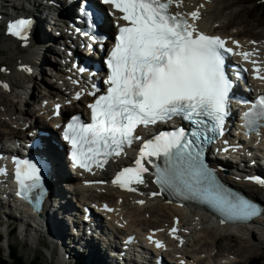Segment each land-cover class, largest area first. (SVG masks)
Wrapping results in <instances>:
<instances>
[{
	"label": "snow or ice",
	"instance_id": "6c2138e0",
	"mask_svg": "<svg viewBox=\"0 0 264 264\" xmlns=\"http://www.w3.org/2000/svg\"><path fill=\"white\" fill-rule=\"evenodd\" d=\"M103 3L119 12L118 19L124 24L119 26L107 60V92L88 105L91 123L73 116L64 130L75 164L88 171L91 164L103 167L108 157L119 156L126 144L131 145L139 125L147 126L171 114H183L198 126L211 121L207 131L222 129L230 91L220 52L225 49V42L199 32L185 15L170 10L173 4L179 7L182 0H103ZM188 15L192 20L199 19L198 11ZM29 28L30 21L20 19L8 25V32L26 39ZM241 55L247 60L251 53ZM254 71L256 78L264 80L259 68ZM257 108L256 114L264 117V96L253 106L254 110ZM252 114L245 113V117ZM151 157L164 158L163 168L153 164L156 182L162 187L173 188L180 194L186 191L199 195L230 216L250 219L259 214L255 204L215 183L199 153L193 150V141L185 138L182 129L161 133L145 142L135 167L124 168L112 183L136 191L130 185L144 183L142 174L148 171L144 161ZM148 163H152L151 159ZM16 165L17 195L27 199L32 190L42 187L39 169L27 160L16 161ZM0 174L6 175V169H0ZM250 179L264 185V180ZM155 244L163 247L160 241Z\"/></svg>",
	"mask_w": 264,
	"mask_h": 264
},
{
	"label": "bare ground",
	"instance_id": "6f19581e",
	"mask_svg": "<svg viewBox=\"0 0 264 264\" xmlns=\"http://www.w3.org/2000/svg\"><path fill=\"white\" fill-rule=\"evenodd\" d=\"M222 2V5L220 6L219 0H208L207 2H204V0H182V3H180V6L177 7L176 4H173V8L176 12L179 13H191L192 11H198L199 12V19L192 20L191 23L197 26L198 28L202 29L206 33L221 37L228 45L233 46L237 52L244 53V52H252L253 58L252 60H257L259 63H262L264 60V38L255 39L248 35H241L240 32L246 33L242 28H236L235 25L239 24V22L242 21L243 15L242 12L240 13V7H232L233 5L227 7L224 5V0H220ZM33 0H25V5H32ZM69 9V10H68ZM226 9L233 10L237 9L235 13H228L229 15H233L236 19L232 21H228L226 19L225 27L227 29H231V33L227 36L220 35L216 31L217 29H221V26H216V22L221 21L219 19V15L223 13ZM18 15L23 16L26 19H30L31 22V34H32V44L28 48V54L23 55H17L18 49L17 45L22 44L25 42H16L12 41L9 37H7L5 32L0 33L3 37L2 43L0 44L1 50H8L11 52V56L6 59L7 62H15L14 66L15 68H10L7 71V78H3L1 85L5 88L9 87L11 89L21 87L23 90L24 85L23 83H27V87L25 88V91L30 88L31 83V68H27L24 65V62H30L32 64V68L38 67L42 68L43 66L48 65L47 59L45 60L46 56H48V53L55 54L54 47L58 46V48H63L64 52L63 54L60 52L56 54V65H57V72L54 75H52L53 66L49 63L48 67L50 70V76L53 80V77L60 82L61 84L57 85L55 82L53 84L51 83L52 80H50L49 83H51L52 88L48 91L49 94H47L44 98H42L38 103L39 109L38 113H41L43 117L36 116L33 113V110L29 107L25 108L21 111V113H16L17 107L16 105H12L8 107V109L5 108V111L3 113H0V126H3L4 128L0 127V143L4 139H10L16 138L20 135L21 127H25L27 119L31 120V123L28 125L29 129L27 130H35V129H44L49 131L51 134H54V131H52L49 127L54 128L55 124L53 121H57V118H53L52 114L54 111V105L57 102H63L66 103L67 101H71L72 105L67 106L63 105L61 108V116L70 114L75 112L79 109L80 102L79 100H74V96L77 91L82 93V90L85 88V83L82 81H78L75 78H70V73H68L69 68L65 65L66 59L69 56V46L65 39L60 40L55 44V42H49L47 41V38L43 34L44 25L48 27L52 26L55 29L59 28V24L56 23V17H51L52 15H55L56 12L49 10L47 7L39 10L38 12L35 11V7H31L27 10H21ZM66 11L69 13L70 8H66ZM62 14V12H60ZM71 14L66 15L65 18H69ZM15 17V14L11 12V10L5 9L4 3H0V23L3 21H6L10 18ZM51 17V19H49ZM52 24V25H51ZM56 24V25H55ZM43 28V30H42ZM46 30V29H45ZM228 31V30H227ZM250 34V33H249ZM62 41V45L59 46V42ZM35 46H41L44 48L43 50ZM15 49V50H14ZM21 50V49H20ZM25 51V50H24ZM243 57V56H241ZM244 58H237V62H241ZM251 59V57H249ZM36 60H39L40 63ZM50 60V59H48ZM17 61V63H16ZM1 62V61H0ZM12 66V67H14ZM35 66V67H34ZM247 66V65H245ZM264 69V63L262 64ZM36 70V69H35ZM34 70V71H35ZM55 70V66H54ZM245 78L249 79V76L244 74ZM91 77V76H90ZM249 88L251 91L255 90H262L264 89V83L258 82V81H250L249 82ZM54 89V90H53ZM6 92V91H5ZM16 94V93H15ZM24 92H18L16 94V98L21 97L24 98ZM36 97V95H35ZM29 98H26L25 105H29L30 102ZM45 100V103L43 104V101ZM82 100H85L83 98ZM7 97H5L0 105H4L6 103ZM24 101V100H23ZM41 102V103H40ZM6 107V106H4ZM4 110V109H3ZM44 114H47L45 116ZM1 116L6 117V119H2ZM22 121V123H20ZM23 125V126H22ZM17 126H20V128H17ZM27 133V132H26ZM25 133V134H26ZM47 141V139H45ZM54 143L57 146H63L58 140H55ZM263 146V145H262ZM258 152H263L262 150L258 149ZM223 156H233L234 158H240L244 157V154L242 153V149H239L235 151L233 154H230L228 152H223ZM52 157L48 156L50 161L52 162V173H50V186L51 190L53 192L50 200H49V211L47 213L49 220H44L42 223H39L38 229H35V238L37 236L41 235L42 237H46V239L57 237L58 240H61L64 242L65 238L67 239L66 244L72 246L73 248H85L89 249V254L95 257H103L104 253L106 254L108 260L110 261V264H155L154 261H151L150 256L152 255L154 258L155 256L150 252L146 251L143 254L142 258H138L137 256L134 258V260L129 262H119L114 259V252L116 251V244L113 239V237L108 233L109 228H118L121 230L126 231V234L123 241L120 242V245H125V237L135 234L137 239H141L143 235L149 233L153 229H158L162 227L171 228L173 217H178V225L181 226V231L178 232L179 238L178 240H185V238L190 235L191 233H194L191 240V251H193V255L190 253L191 251H185L184 253H180L179 251L175 252V262L176 264H219L215 260L216 257H223V256H229V259L225 260V264H247L252 258L259 257L264 258V248L262 247H255V244L258 245H264V231H261L260 228H258L257 232L255 229L251 230H242L240 229V235H228V236H234L241 241L240 246L238 248L235 247V245H221L220 248L217 247L218 244L221 241V238L217 239L216 241V247L219 248L218 252L215 253L213 256L211 253L213 252L212 249L208 248L209 242L207 237H200L197 236L201 231L204 229V226H207L212 229H217L222 234L225 233L226 226H217V227H211L208 224L207 220H204V217L200 215L199 212L195 211L193 214L187 215L184 213L182 208H177L175 206H170L167 204H164L163 207L167 210H170L173 213L172 222L171 224L166 223L161 227L155 226L150 227L149 221L147 220V223H145V220L141 217V214L143 211L139 208H135L130 210L129 212H126L125 210V204H123V200L117 203H112V199L114 197H117V199L124 198L125 200L131 199V201L135 204H151L155 201H160L157 198H150L147 193H141V194H127L120 193L115 189L112 188H99L96 186L91 187H83V188H77L73 185V189L71 188V191H68L74 198H70L66 196L65 187L63 184H59L61 180L58 177H55L53 175V172L58 171V174H63L67 176V170L63 167V161L65 160L64 157H62V152L58 151V153L53 152ZM245 159V157H244ZM256 174H260L261 177L264 178V172L261 169V165L259 163H256L254 167ZM234 171H228V174L226 177L229 180H232L236 185H238L240 188L248 192L250 195L256 196L260 199L264 200V189L259 187V184L255 182V180L250 179L251 177V171L246 170V172L241 173L240 175H234ZM71 175V174H70ZM73 177V176H72ZM90 180V179H85ZM144 183L139 184V189L141 191H146L148 189V186L150 185L148 179L146 177H143ZM81 183V182H80ZM73 183L70 184L72 186ZM81 185V184H80ZM63 188V190H62ZM67 190V189H66ZM73 192V193H72ZM97 193L98 196H94V198L85 197L82 198V196H79L81 193L82 195L90 194L91 193ZM68 197V198H67ZM93 197V196H92ZM76 198L77 204L74 203V199ZM67 201V202H64ZM130 201V200H129ZM143 201V203H141ZM73 202V205H72ZM103 203H106V205L111 209L110 212L102 210ZM156 203V202H155ZM162 204V203H161ZM153 205V204H152ZM160 205V204H158ZM80 207L81 209V216L79 217L78 211L76 210V207ZM85 208L89 210L90 217L89 222L87 226L89 227V231L87 233L84 232L83 227L85 226L83 222V216L85 212ZM147 209L154 210L153 213H158V215H161L163 218L159 219L155 223L159 225V223L164 222V218L166 216L162 215L160 211H157L155 207H147ZM144 210V211H146ZM145 213V212H144ZM152 213V214H153ZM145 215V214H144ZM81 218V219H80ZM54 220H57L59 223L58 226L53 227L52 225ZM35 222V221H34ZM141 223L147 225L146 229H143L141 226ZM37 224V223H36ZM155 224V225H156ZM258 225L264 227V219L260 218V220L257 222ZM31 223H27V227L29 228V231L31 230ZM91 226H95L94 230H90ZM264 230V228H262ZM71 232L68 237H65L63 234L65 232ZM206 230V229H205ZM204 230V231H205ZM110 232V231H109ZM210 232V231H209ZM207 232V233H209ZM162 235L161 232H157L155 236ZM213 235V234H212ZM226 236V235H225ZM243 236H247V238H242ZM250 239V240H249ZM201 241H205L204 245L202 247H198L199 243ZM50 243V242H49ZM54 245V244H53ZM202 245V244H201ZM210 246V245H209ZM171 243H166L164 245V248L162 251H170ZM121 250V249H120ZM201 250H204L203 252ZM222 250H224L226 253L222 256ZM156 253H158V250H154ZM201 252V253H200ZM178 253H180L179 257L177 256ZM205 253V255L202 257V254ZM229 253V254H228ZM235 253V254H230ZM207 254V255H206ZM165 261V260H164ZM166 262V261H165ZM63 263V262H62Z\"/></svg>",
	"mask_w": 264,
	"mask_h": 264
},
{
	"label": "rangeland",
	"instance_id": "374dc122",
	"mask_svg": "<svg viewBox=\"0 0 264 264\" xmlns=\"http://www.w3.org/2000/svg\"><path fill=\"white\" fill-rule=\"evenodd\" d=\"M223 2H224L223 6L227 5V7H229V6L233 5L232 7H237V6L240 7V13L242 12L243 19L241 22H239V24H236L235 27L236 28H242L246 32V33L240 32L241 35L246 34V35H248L252 38H255V39H260L261 37L264 38V0H224ZM219 4H220V6L222 5V2L220 0H219ZM229 11H230L229 9H226L223 13H221L219 15V19L221 21H218V23L216 24V25L221 26V29H219L217 31L219 33H225L226 35H228L230 33V30L225 27L226 19L228 21H232V20L236 19L233 15L228 14V13H230ZM236 11H237V9H233L232 13H235ZM0 30H4V29L1 28ZM42 30H43V28H42ZM43 34L48 38L51 35L50 30H49V28H47L46 25L44 27ZM2 40H3V37L0 35V44L2 43L1 42ZM36 47L42 49L43 53L45 52L43 47L35 46L34 48H36ZM17 49H18L17 55L28 54L27 49H21L20 50L18 47H17ZM47 55L48 56H46L45 60L47 59V62H49L51 65H52V63L54 64V58L52 57V53L50 52ZM10 56H11V52H9L6 49H4V50L0 49V61H1L0 64L6 65L4 69H2V70L0 69V76L5 74V76L3 78H7V71L10 68H13L12 66H14V64H15V62H13V61L12 62L6 61V59L9 58ZM48 59H50V60H48ZM36 61H37V63L38 62L40 63L39 60H36ZM48 65L43 66L42 68H39V69H38V67L34 66L35 67L34 70L35 69L36 70L34 71L32 77H31V83L32 84L30 85V88L27 89L26 91H25V88L27 87L26 86L27 83H23V85H24L23 90L21 89V87L15 88L16 92H12V91L11 92H7V91L5 92L2 88H0V91H1L0 92V104L2 103V101L5 97H7V100H8V101H6V103H4V105H0V113H3L4 108L8 109V107H10L12 105H16V107H17L16 113H19V112L21 113V111L27 107L33 109L34 108L33 104L35 102L38 103L44 97L45 94H48V91L52 88V86H54V85H52L53 82H51L52 84L49 83L50 80H52V78L49 75L50 70H49ZM52 71L54 72L55 70L53 69ZM17 91L21 92V93L24 92L25 93L24 98H21V97L16 98ZM35 95H36V97H35ZM26 96L31 97L30 102L33 101L32 102L33 104L29 103V105H25V101L27 98ZM4 106H6V107H4ZM62 190H63V188H62ZM68 191H71L70 187L65 188L64 193H66V196H68L69 199L74 198V196H72V194H70ZM79 196H82V198H85V197L94 198V196H95V198H96V196H98V194L97 193H95V194L91 193V195L86 194V196H85V195H82V193H81ZM121 199L123 200L122 201L123 204H126V202H127L126 210L136 208L135 205L129 204L128 201L129 200L131 201V199H127V200H125L124 198H121ZM64 202H67V201H64ZM117 202L120 203L119 199H117V201L115 203H117ZM155 202H152L151 204H148V205L150 207H155V208L157 207L156 210L160 211V213H161V210H163L164 213H162V215L166 216V218H164L165 221L159 223V225L156 224L155 222L158 221L159 219H161L160 218L161 216L158 215V213H153L154 210H150V209L146 210V208L142 209L143 213L141 214V217L143 216L142 218L145 220V223H147V220L149 221V225L147 224L148 226L154 224L153 225L154 227L155 226L161 227L164 224L168 223L169 218L173 216V213L170 210H168V209L166 210L163 207L164 203H162L160 201H155ZM75 204H77V202ZM152 204H155V205H152ZM158 204H160V205H158ZM72 205H73V202H72ZM144 210H146L147 212ZM126 212H129V211H126ZM145 216H147L149 219H146ZM167 218H168V220H167ZM1 220H2V223L0 224V240H2L4 238V235H5V233L2 232V230L5 229V225H4L5 221L2 219V216L0 217V221ZM150 222H154V223L151 224ZM171 222H172V219H171L169 224H171ZM58 225H59V223L57 222V220H54L53 225L51 227L52 230H53V227L58 226ZM9 228H10V226L6 227V230ZM142 228L146 229L147 227L142 226ZM256 231L259 232L258 230H256ZM31 232H33V231H31V230L30 231H23V230H19V229L14 227L13 232H11V235L7 239L9 245L17 246L18 255L20 257H22L23 261L25 263H28L35 256H38L40 262H47V263L55 264L53 261L56 260L57 264H63L62 263L63 261L61 259V255L59 253V249L62 251L64 250L63 246L60 245V248L58 249V247L55 245V243L52 241V239L51 240H50V238L46 239V237H42L41 235L40 236L38 235L37 238H35L34 234H32ZM199 232L200 233L197 236L207 237L206 240H208L209 245H210V246L208 245V248L213 250V252L211 253L213 256L215 255V253L218 252L221 245H233L234 244L235 247L238 248L240 246V243H241V241H239V243H238V239L236 237L225 236L224 234H222L217 229H212V228H209L207 226H204V229L199 231ZM207 232H209V233H207ZM226 232H227V230L225 231V233ZM33 233H35V232H33ZM219 238H221V241L218 244L217 247H219V248L217 249L216 241ZM242 238H247V236L246 237L243 236ZM64 242L65 243L67 242L66 238H65ZM204 242L205 241H201L199 243L197 249L199 247H202L204 245ZM115 243L117 244V242H115ZM255 247L264 248V245L255 244ZM187 250H191V248L188 247L187 249H185V251H187ZM201 251L203 252L204 250H201ZM65 253L66 252L64 251V255H65ZM190 253L192 254V256H194L193 251H191ZM221 253L223 256L224 253H226V252L224 250H222ZM230 254H235V253H230ZM204 255H205V253L202 254V257ZM1 256H3L4 258H7V248L5 247V245L3 247L0 245V257ZM247 264H264V258H259V257L252 258Z\"/></svg>",
	"mask_w": 264,
	"mask_h": 264
},
{
	"label": "trees",
	"instance_id": "16d2710c",
	"mask_svg": "<svg viewBox=\"0 0 264 264\" xmlns=\"http://www.w3.org/2000/svg\"><path fill=\"white\" fill-rule=\"evenodd\" d=\"M81 259L83 260V257H81L80 259H77V261L74 262L73 264H83L81 262ZM0 264H45V263H41L38 260V257H35V259L30 260L28 263H25L22 257L18 255V249L16 247L9 246L8 257L4 258L1 256Z\"/></svg>",
	"mask_w": 264,
	"mask_h": 264
}]
</instances>
